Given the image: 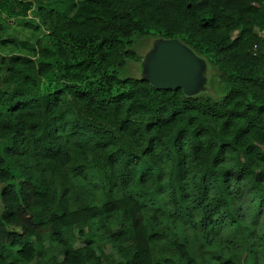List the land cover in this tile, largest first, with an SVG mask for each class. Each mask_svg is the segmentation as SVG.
Returning a JSON list of instances; mask_svg holds the SVG:
<instances>
[{"label": "trees", "instance_id": "trees-1", "mask_svg": "<svg viewBox=\"0 0 264 264\" xmlns=\"http://www.w3.org/2000/svg\"><path fill=\"white\" fill-rule=\"evenodd\" d=\"M0 17L36 33L0 26V264L256 261L264 0H0ZM155 37L207 62L211 95L118 76Z\"/></svg>", "mask_w": 264, "mask_h": 264}, {"label": "water", "instance_id": "water-1", "mask_svg": "<svg viewBox=\"0 0 264 264\" xmlns=\"http://www.w3.org/2000/svg\"><path fill=\"white\" fill-rule=\"evenodd\" d=\"M138 63V80L156 90H180L186 97L209 95L211 69L177 39L151 38Z\"/></svg>", "mask_w": 264, "mask_h": 264}, {"label": "rangeland", "instance_id": "rangeland-1", "mask_svg": "<svg viewBox=\"0 0 264 264\" xmlns=\"http://www.w3.org/2000/svg\"><path fill=\"white\" fill-rule=\"evenodd\" d=\"M0 26L3 28V35L1 37V40H8L11 42H14L15 44L19 46H26V47H31L34 43V40L36 38V33L32 32L31 29L27 27H23L20 24H17V22H12L10 21H3L0 17ZM12 46L6 47V46H0V53L1 54H9L11 52ZM147 48V41L145 44H138L137 42L133 44L132 50L138 55V60L135 62L132 61H126L124 64L123 69L119 72L118 76L123 78V77H129L133 79H138L139 75L141 73L140 66H138V63L141 61V58L143 53L145 52ZM16 52V51H14ZM211 87H210V92L209 95H211ZM9 145L8 140H2L0 139V154L3 149V147ZM7 162V161H6ZM7 165L11 168L9 162H7ZM12 169V168H11ZM14 174H16V171L12 170ZM93 186L95 187L94 183ZM96 189V187H95ZM93 194H96L94 191H92ZM243 215H244V220L246 222L251 223L255 230L258 231L261 224H262V217H254L253 215L250 214V212H246L245 210H242ZM81 244V241H78L75 243V246ZM45 246H49L48 251L51 254L57 253L58 249L53 246L49 245L48 241H45ZM253 249L255 251V257L254 256L250 257L248 260L247 264H264V249L259 247L257 243L253 245ZM103 254H109L110 249L109 247L105 246L102 250ZM58 255V253H57ZM58 259H60V256H57Z\"/></svg>", "mask_w": 264, "mask_h": 264}]
</instances>
